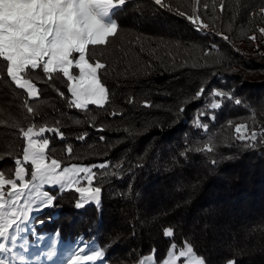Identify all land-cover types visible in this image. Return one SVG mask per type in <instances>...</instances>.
<instances>
[{
	"label": "trees",
	"instance_id": "16d2710c",
	"mask_svg": "<svg viewBox=\"0 0 264 264\" xmlns=\"http://www.w3.org/2000/svg\"><path fill=\"white\" fill-rule=\"evenodd\" d=\"M193 2L165 0L186 12ZM223 2V12L220 0H203L200 11L213 30L230 37L227 43L195 32L152 0H128L121 10L110 11L119 21L120 36L110 47L95 49L101 62L109 65L102 76L110 92L106 108L70 111L57 93L58 89L67 95L61 76L47 86L39 85L42 99L32 101V106L43 119L35 122L65 133L62 141L45 135L50 139L49 157L61 160L63 166L106 161L110 167L97 170L92 185L102 187L100 205L77 209L79 194L74 190L52 191L57 197L54 206L32 217L34 224L41 221L35 227L38 233L47 230L70 242L81 239L86 246L95 244L106 251L104 260L109 264H133L153 248L161 259L169 243L174 240L179 245L185 239L209 264H226L229 259L235 264H264V137L248 147L254 142L237 141L235 132L236 124H245L249 133L264 132L260 127L264 124V35L258 32L264 27L260 13L264 0ZM252 35L258 39L249 41ZM138 37L143 39L137 46L142 44L146 50L140 63H154V70L132 75L134 67L122 74L126 69L119 59L122 49L127 51ZM176 40L182 44L179 49L158 48L160 41ZM212 42L219 47L205 57ZM151 49L163 57V66L147 55ZM5 68L0 63V171L8 175L14 172L15 159L22 158L18 128L33 118L21 107L24 94L3 78ZM206 84L204 97L193 102L195 92ZM213 89L234 94L243 104L217 98ZM146 101L150 106H145ZM213 101L223 107L209 111ZM205 111L208 115L201 123L209 128L198 130L196 120ZM113 112L122 115L112 116ZM85 132L89 134L85 141L75 139ZM101 135L104 141L98 139ZM206 143L212 146L211 153L195 151ZM181 152H187L186 157ZM164 227L174 229L173 238L163 236Z\"/></svg>",
	"mask_w": 264,
	"mask_h": 264
},
{
	"label": "snow or ice",
	"instance_id": "6c2138e0",
	"mask_svg": "<svg viewBox=\"0 0 264 264\" xmlns=\"http://www.w3.org/2000/svg\"><path fill=\"white\" fill-rule=\"evenodd\" d=\"M6 3L15 5L18 10V17L6 22L0 27V63L6 65L3 78L7 80L16 91L26 97L21 104L25 113L33 118V122L26 127L18 128L19 136L23 140L22 158L14 161V172L6 175L0 171V253H12L16 259L15 245L18 240V233L22 230V224L29 221V213L35 208L43 210L54 206L56 196L51 194L57 190H74L79 194L75 207H85L86 204L100 205L102 202V187H93L97 182V170H106L110 164L100 162L97 164L71 163L63 166L61 160L50 158L48 149L50 139L44 138L46 134H52L59 140L65 139V133L59 127H50L47 124H37V119H43L37 108L32 106V101L41 98L42 93L39 85L51 84L56 76H61L62 83H66V92L57 89L58 96L66 103L67 108L86 113L90 106L103 109L110 103V92L102 76L108 71L109 65L102 63L95 49L98 47H110L120 36V24L117 19L105 22L102 17L110 11L121 10L128 0H5ZM154 5L162 11L169 13L186 21L191 28L204 37H218L224 42H229L230 37L222 31L213 30L205 21L200 11V4L203 0H194L190 11H182L179 6L174 8L171 3L165 0H152ZM208 5L204 4L207 10ZM225 4L220 0V11L223 12ZM260 13L264 14V6H261ZM264 35V27L258 29ZM143 37H138L137 42H130L128 50L123 51L119 57L128 69L136 68L132 75H148V70H154L153 64H141L140 58L145 54L142 44L137 46ZM249 41L257 40L256 35L248 37ZM181 48L182 44L176 41H160L158 48ZM219 46L212 42L204 51V56L211 54L212 50ZM135 49V51H133ZM187 50V49H186ZM157 49H151L147 55L153 61H159L163 66V57L156 55ZM171 55V53H167ZM176 61L173 58V65ZM183 66V65H181ZM194 67L196 65H193ZM78 72L77 74H74ZM55 74V75H54ZM208 85H204L195 92L192 101H199L204 97ZM212 95L219 98L224 96L226 101H232L238 106L243 101L229 96L224 92L212 90ZM128 103H132L130 98ZM145 106H150L145 102ZM223 107L222 103L213 101L208 105L209 111H215ZM186 108V105H185ZM181 108V112L185 110ZM251 106H246L245 111ZM112 116L122 113H111ZM208 115V112L199 114L196 120L198 130L209 128V124L201 123V119ZM215 121V115L211 117ZM59 124V121L56 122ZM75 123L80 124L79 120ZM91 127V125H90ZM255 127V124H253ZM264 128V124L260 125ZM98 132L105 129L96 128ZM236 140L245 142L250 139L253 144L259 143V138L264 137V132L246 130L245 124H236ZM85 132L75 137L77 141H85L88 137ZM104 141L103 135L98 138ZM187 147V146H186ZM197 153L213 151L210 144L197 148ZM67 152L72 154L73 147L68 145ZM181 156L187 152H181ZM30 166V167H29ZM30 177V178H29ZM103 178V177H101ZM86 182L87 186H82ZM45 186H49L45 189ZM7 189V191H5ZM13 229L15 231H13ZM163 236L174 237L172 227H164ZM157 249H151L150 255L141 254L137 257L136 264H209L205 255L198 254L195 246L187 239L179 245L174 242L168 244L163 257L157 259ZM135 255V253H133ZM106 251L95 249L88 254L84 248H79L70 255L67 264H104ZM0 264H10L4 257L0 258ZM18 264H26L24 255L18 256ZM226 264H235L232 259Z\"/></svg>",
	"mask_w": 264,
	"mask_h": 264
},
{
	"label": "rangeland",
	"instance_id": "374dc122",
	"mask_svg": "<svg viewBox=\"0 0 264 264\" xmlns=\"http://www.w3.org/2000/svg\"><path fill=\"white\" fill-rule=\"evenodd\" d=\"M13 17H18L17 7L6 3L5 0H0V27L4 25L6 19L11 20ZM102 19L107 22L113 18L109 12ZM76 74L78 75V72ZM82 186H87L86 182ZM48 187L45 186V189L47 190ZM38 211L40 209L35 208L33 212L29 213V221L22 224V230L17 234L18 240L16 244H10L11 247L15 248L17 258L14 259L12 253H0V258L6 257L10 261V264H18V256L24 255L26 257V264H67L70 255L78 251L79 248H84L88 254H91L95 249H99L95 244L86 246L81 239L70 242L68 239L61 238L57 232L50 233L47 230H43V232L38 233L35 227L41 224V221L36 224L32 221L33 215ZM13 231L15 230L13 229ZM104 264L109 263L104 260ZM133 264H136V262Z\"/></svg>",
	"mask_w": 264,
	"mask_h": 264
}]
</instances>
